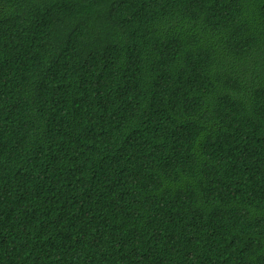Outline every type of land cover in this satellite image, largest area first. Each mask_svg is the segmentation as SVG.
Listing matches in <instances>:
<instances>
[{
    "label": "trees",
    "instance_id": "trees-1",
    "mask_svg": "<svg viewBox=\"0 0 264 264\" xmlns=\"http://www.w3.org/2000/svg\"><path fill=\"white\" fill-rule=\"evenodd\" d=\"M0 264H264V0H0Z\"/></svg>",
    "mask_w": 264,
    "mask_h": 264
}]
</instances>
